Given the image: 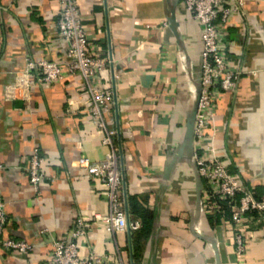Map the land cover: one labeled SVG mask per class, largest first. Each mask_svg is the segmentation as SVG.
I'll return each mask as SVG.
<instances>
[{
    "label": "crops",
    "instance_id": "1",
    "mask_svg": "<svg viewBox=\"0 0 264 264\" xmlns=\"http://www.w3.org/2000/svg\"><path fill=\"white\" fill-rule=\"evenodd\" d=\"M89 40L110 51L114 67L113 122L120 130L128 193L146 196L156 213L142 264H264V221L252 226L238 257L232 230L209 222L197 190V166L188 158L189 117L198 102L202 37L185 0H79ZM233 19L231 58L243 70L234 92L218 101L215 145L233 174L264 198V0H247ZM57 0H0V196L9 221L5 235L34 245L27 254L0 248V264H50L53 242L76 218L90 221L82 254L109 264H134L131 233L96 221L109 212L105 186L79 159H104L110 146L88 112L81 76L44 83L37 72L18 85L27 59L63 61ZM173 13L176 28L166 27ZM35 148L47 178L37 193L28 165ZM178 151L181 155H178Z\"/></svg>",
    "mask_w": 264,
    "mask_h": 264
},
{
    "label": "built area",
    "instance_id": "2",
    "mask_svg": "<svg viewBox=\"0 0 264 264\" xmlns=\"http://www.w3.org/2000/svg\"><path fill=\"white\" fill-rule=\"evenodd\" d=\"M59 13L57 27L66 42V58L63 61L27 59L18 85H28V78L34 72L44 83H58L70 77L81 76L88 93V112L91 120L103 133V143L110 146V152L99 161L87 156L79 159V166L87 175L105 186L109 202L106 215H96V221L103 222L111 232L138 230L141 223L133 219L127 210V186L121 146L117 144L120 130L112 125L113 107L116 103V87L113 78L106 84L100 81L101 74L114 67L110 51L102 53L89 40L82 22L79 0H57ZM247 0H185L188 10L201 29L202 72L201 92L195 121L193 162L203 182L202 209L205 215H220L222 223L233 232L238 257H242L252 239L250 232L255 221H264V199H258L239 174L229 170L228 163L218 154L215 145V121L218 101L227 92H234L242 79L243 70L230 56L235 48L230 40L233 19L244 14ZM168 27L169 23L166 22ZM45 158L35 148L28 165V175L37 193L47 175L44 172ZM0 163V171L3 169ZM229 211V216H227ZM9 221L6 203L0 196V248L18 254L34 250L31 243L5 235ZM90 221L83 217L75 220L73 228L64 239L53 242L50 264H109L94 251L82 254L81 240H86Z\"/></svg>",
    "mask_w": 264,
    "mask_h": 264
},
{
    "label": "trees",
    "instance_id": "3",
    "mask_svg": "<svg viewBox=\"0 0 264 264\" xmlns=\"http://www.w3.org/2000/svg\"><path fill=\"white\" fill-rule=\"evenodd\" d=\"M119 145V142L117 141ZM120 146V145H119ZM125 183L127 186V180L125 179ZM254 191V189H253ZM255 192V191H254ZM255 195L258 199H264L258 195ZM146 201V196L130 194L127 190V210L129 215L133 219H137L140 221L141 226L138 230L131 232V244H132V253L134 264H142L143 262V247L146 241L150 238L153 231V224L156 218V213L154 210L148 208L144 205ZM227 216H229V211L226 212ZM209 222L213 225L219 223L221 220L220 215H207Z\"/></svg>",
    "mask_w": 264,
    "mask_h": 264
},
{
    "label": "water",
    "instance_id": "4",
    "mask_svg": "<svg viewBox=\"0 0 264 264\" xmlns=\"http://www.w3.org/2000/svg\"><path fill=\"white\" fill-rule=\"evenodd\" d=\"M168 23H169L170 27L176 28L177 21H176V18H175V13H173V15H172L171 19H169ZM200 76L198 77L199 85H198V88H197L198 101H199L200 92H201ZM197 108H198V102H197V106H196L195 110L193 111V113L189 117V132H190V135H189V137H188V139L186 141L188 143L189 147H190V153L188 154V158H190L192 161H193V153H194V134H195V121H196V115H197ZM177 153H178V155L182 156L180 151H178ZM197 174H198L197 190L201 193L202 189H203V182H202V179H201V177L199 175L198 169H197Z\"/></svg>",
    "mask_w": 264,
    "mask_h": 264
}]
</instances>
